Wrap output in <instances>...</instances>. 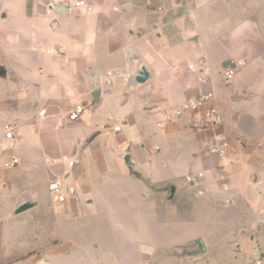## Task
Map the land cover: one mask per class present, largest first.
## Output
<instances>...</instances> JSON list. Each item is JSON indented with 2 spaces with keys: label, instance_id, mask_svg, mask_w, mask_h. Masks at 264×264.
I'll return each mask as SVG.
<instances>
[{
  "label": "crops",
  "instance_id": "obj_1",
  "mask_svg": "<svg viewBox=\"0 0 264 264\" xmlns=\"http://www.w3.org/2000/svg\"><path fill=\"white\" fill-rule=\"evenodd\" d=\"M46 2L0 0V146L10 147L0 152V165L12 155L19 160L15 168L0 170V264H56L55 257L64 255L81 260L86 241L66 242L67 224L76 226L93 212L97 177L108 166L128 167L148 184L146 170L165 160L154 157L155 141L172 148L192 139L190 161L201 156L209 172L193 178L188 168L177 180L150 186L158 213L175 215L195 196L216 198L238 174L230 171L227 177V162L203 154L210 133L192 130L186 105L200 94L215 93L220 129L230 117L233 128L224 129L232 143L233 132L250 130L236 131L234 124L242 115L246 119L260 98L244 87H221V78L227 62L234 66L233 77L243 68L252 74L264 68V0H88L73 14L59 5L50 16ZM192 64L197 67L190 71ZM141 66L149 80L134 85L132 76ZM96 90L100 95L94 99ZM238 102L243 104L234 108ZM184 104L182 115L173 117L172 109ZM79 105L82 113L69 121L68 113ZM8 126L11 140L4 139ZM112 126L120 131L112 132ZM64 157L75 165L69 167ZM258 172L244 177L255 190L262 185ZM53 180L72 197L57 201L56 208L48 190ZM257 193L264 201V190ZM23 203L27 208L19 212ZM255 214V225L238 226L235 251L245 256L236 264H247L264 250V203ZM53 239L58 251L38 255L36 250ZM191 243L178 248L189 250ZM71 245L75 253L67 252Z\"/></svg>",
  "mask_w": 264,
  "mask_h": 264
},
{
  "label": "rangeland",
  "instance_id": "obj_2",
  "mask_svg": "<svg viewBox=\"0 0 264 264\" xmlns=\"http://www.w3.org/2000/svg\"><path fill=\"white\" fill-rule=\"evenodd\" d=\"M263 69L252 74L248 68H243L231 79L223 76V79L221 78V87H244L247 92L260 95V98H257L258 104L248 108L247 118L242 115L234 124L236 131L248 128L250 130L243 133L233 132L232 143L224 127L226 125L229 131L233 128L230 117L228 120L223 118L220 133L228 143L225 172L227 177H230V171L238 174L228 189H223L216 198L199 199L195 196L190 199L191 206L175 212V215L158 213L154 208L155 196L150 186L154 187L157 183L160 186L166 179L177 180L188 168L193 173V178L199 171L207 174L209 172L204 170L201 156H198L194 163L190 161V149L195 145L192 139L177 141L172 148H168L165 142L155 141L151 146L156 155L154 157L162 156L165 160H161L162 165L146 170V174L151 175L147 178L150 179L148 184L142 178H135L138 175L128 167H119V170H116L113 166H108L106 173L97 177V189L94 193L98 194L99 198L92 206L93 212L76 221V226L73 223L67 224L69 230L66 242L69 243L75 237L77 240L86 241V244H81V260L76 263L77 259L65 255L61 260L54 256L56 264H236L235 259H243L244 252L235 251L240 243L235 234L240 232L238 226L255 225V210L264 203L257 193L264 190ZM214 95L217 100V95ZM241 103L243 104L235 103L233 107L237 108ZM176 109L184 110L185 104L173 108L172 111ZM210 136L205 146L210 143ZM156 146L161 147V150L157 151ZM213 155L217 156L207 154L209 157ZM254 170L259 171L258 177L262 181L257 190L246 181L252 177ZM63 194L66 200L72 198L65 192ZM52 196L56 199V208L59 205L57 196ZM220 200L231 201L232 205L223 207L213 204ZM198 241L207 246L206 252L204 250L196 253L199 248L191 251ZM185 242H192L187 246L190 249H179L178 245ZM36 251L38 255L42 252L55 253L58 251V241L53 239L50 244L41 245ZM67 252L75 253L76 245H71ZM259 255L258 253L248 257L247 264H252Z\"/></svg>",
  "mask_w": 264,
  "mask_h": 264
},
{
  "label": "built area",
  "instance_id": "obj_3",
  "mask_svg": "<svg viewBox=\"0 0 264 264\" xmlns=\"http://www.w3.org/2000/svg\"><path fill=\"white\" fill-rule=\"evenodd\" d=\"M88 0H47L46 2V15L50 16L57 6L61 5L64 7L67 14H73L74 12L81 10L87 6ZM197 65L192 64L188 68L190 71L196 69ZM202 73H208L206 68L202 67ZM233 68H226L223 71V76L226 79H231L234 76ZM92 79L94 83H97V76L94 73L92 75ZM203 78H201L202 80ZM83 107L76 106L72 111L68 113V120L75 121L78 116L82 113ZM182 110L173 111V117H179L182 115ZM185 113L189 115L190 126L194 131H207L210 133V143L205 146L203 153L207 154H216L221 162H226L228 143L224 137L220 133V128L222 125V118L220 115V110L218 104L216 102V97L212 92H207L204 94H200L195 98L188 101L185 109ZM112 132H119V126H112ZM12 137V128L10 126L6 127V132L4 135V139L11 140ZM10 147L1 145L0 152L6 153L8 152ZM63 161L67 162L69 167H73L75 162L67 157L63 158ZM19 163V160L16 156H10L8 161H4L0 165L1 169H13ZM0 184H2V178L0 176ZM48 190L57 196V201L59 203L65 201V196L63 194V185L60 180H53L48 185ZM66 193V192H65ZM67 194V193H66ZM252 264H264V250L260 253V255L252 262Z\"/></svg>",
  "mask_w": 264,
  "mask_h": 264
},
{
  "label": "water",
  "instance_id": "obj_4",
  "mask_svg": "<svg viewBox=\"0 0 264 264\" xmlns=\"http://www.w3.org/2000/svg\"><path fill=\"white\" fill-rule=\"evenodd\" d=\"M225 68H234L233 65L229 64V62H227L226 64L223 65ZM130 77V76H129ZM132 80H133V83L134 85H142L144 83H146L148 80H149V74L148 72L146 71V69L141 66L139 68V70L132 76ZM100 95V90H96L95 92H93L92 94V97L94 99H97ZM204 154V153H203ZM123 162L125 164H128L130 165L132 162H130V160L128 159V156H125L124 158H122ZM27 208V205L26 203H23L19 208H18V211H23ZM198 245V248L199 250L196 252H203L204 251V248H203V244L201 241H198L196 243Z\"/></svg>",
  "mask_w": 264,
  "mask_h": 264
},
{
  "label": "flooded vegetation",
  "instance_id": "obj_5",
  "mask_svg": "<svg viewBox=\"0 0 264 264\" xmlns=\"http://www.w3.org/2000/svg\"><path fill=\"white\" fill-rule=\"evenodd\" d=\"M195 246L197 247L198 245H197V244H195Z\"/></svg>",
  "mask_w": 264,
  "mask_h": 264
}]
</instances>
